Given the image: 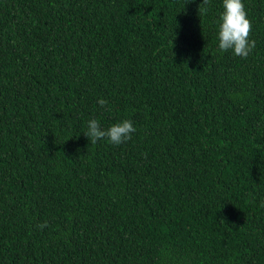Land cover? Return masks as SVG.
<instances>
[{
    "label": "trees",
    "instance_id": "1",
    "mask_svg": "<svg viewBox=\"0 0 264 264\" xmlns=\"http://www.w3.org/2000/svg\"><path fill=\"white\" fill-rule=\"evenodd\" d=\"M201 3L0 0V264H264V0Z\"/></svg>",
    "mask_w": 264,
    "mask_h": 264
},
{
    "label": "clouds",
    "instance_id": "2",
    "mask_svg": "<svg viewBox=\"0 0 264 264\" xmlns=\"http://www.w3.org/2000/svg\"><path fill=\"white\" fill-rule=\"evenodd\" d=\"M209 0H202L198 6L201 14L207 13ZM223 12L219 16L218 23V48L221 52L232 51L233 55L246 58L255 48V41L249 39L251 22L247 18L242 0H223ZM98 104L101 107L106 106L107 101L99 99ZM136 131L133 122L130 119H124L107 127L102 128L98 120L90 119L87 123V131L84 135L88 141L95 144L101 139H107L114 145L122 144L131 139ZM47 226V222L37 225L39 229Z\"/></svg>",
    "mask_w": 264,
    "mask_h": 264
}]
</instances>
